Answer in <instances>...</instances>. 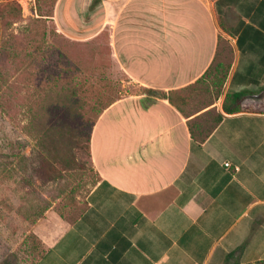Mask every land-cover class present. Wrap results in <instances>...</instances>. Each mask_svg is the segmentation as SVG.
Instances as JSON below:
<instances>
[{
    "label": "crops",
    "instance_id": "obj_1",
    "mask_svg": "<svg viewBox=\"0 0 264 264\" xmlns=\"http://www.w3.org/2000/svg\"><path fill=\"white\" fill-rule=\"evenodd\" d=\"M55 12L70 35V24H94L83 37L114 16L115 58L147 89L180 95L222 65L224 46L232 59L217 105L186 113L177 95L179 106L141 94L99 116L89 142L96 183L74 221L49 213L38 225L36 264H264V108L221 105L240 92L241 103L264 105V0H56ZM213 110L221 122L193 138Z\"/></svg>",
    "mask_w": 264,
    "mask_h": 264
},
{
    "label": "rangeland",
    "instance_id": "obj_2",
    "mask_svg": "<svg viewBox=\"0 0 264 264\" xmlns=\"http://www.w3.org/2000/svg\"><path fill=\"white\" fill-rule=\"evenodd\" d=\"M55 4L0 0V264H36L44 252L38 225L49 213L67 222L81 214L98 177L88 138L100 110L149 94L115 58L114 16L96 36L81 35L94 24H70L76 28L70 35L55 21ZM231 59L226 45L221 72L213 67L178 95L188 98L186 113L221 101ZM263 108L254 99L240 104L241 111ZM216 116L213 110L200 124L212 127Z\"/></svg>",
    "mask_w": 264,
    "mask_h": 264
},
{
    "label": "trees",
    "instance_id": "obj_3",
    "mask_svg": "<svg viewBox=\"0 0 264 264\" xmlns=\"http://www.w3.org/2000/svg\"><path fill=\"white\" fill-rule=\"evenodd\" d=\"M6 18H7L6 16H4V15L2 16V19L3 20H6ZM212 68L213 67H211L204 74V76L200 80H202L205 76H207L211 72ZM214 69H215L216 72H221L222 65H220L218 67H214ZM229 70H230V68H229ZM229 70H227V73H225L224 80H223V82H221L222 84L225 83V81L227 79V76H228ZM147 90H148V92H149L150 95L152 94V95L162 96L164 98H169V100H170L171 103L176 104L177 106H179V104H177L173 100L174 95H177V97H178L177 92L165 93V92L156 91V90H152V89H147ZM245 95H246V93H243V92H240V93H228L226 95L225 100H224V103H223V109H224V111L226 113H228V114H233V113L240 112L241 111L240 110V104H241V101L243 100V98H244ZM181 98H183L186 101V104L188 103V98H185V97H181ZM114 103L115 102H112V103L108 104L107 106L103 107L100 110V112H99L98 115L100 116L107 108H109ZM99 116H98V118H99ZM221 120H222V116L221 115L216 116V118H215V125L212 126V127L207 128V129L203 128V126L197 125V131L196 132L194 131L193 127H191V133H192L193 138H195V139L197 138L199 140L204 141L216 129L217 125L221 122ZM88 141L90 142V136L88 138ZM40 146H41V148L44 149V141L41 140ZM88 150H89V143H88ZM44 252H45V249H44ZM44 252L41 253V256L39 257V259L43 256Z\"/></svg>",
    "mask_w": 264,
    "mask_h": 264
},
{
    "label": "built area",
    "instance_id": "obj_4",
    "mask_svg": "<svg viewBox=\"0 0 264 264\" xmlns=\"http://www.w3.org/2000/svg\"><path fill=\"white\" fill-rule=\"evenodd\" d=\"M226 166H227V167H229V166H230V164H229V163H227V164H226Z\"/></svg>",
    "mask_w": 264,
    "mask_h": 264
}]
</instances>
